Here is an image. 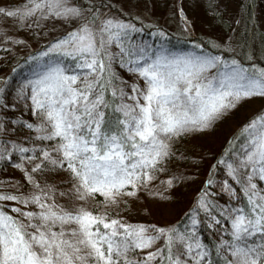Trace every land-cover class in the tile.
I'll use <instances>...</instances> for the list:
<instances>
[{"label": "snow or ice", "instance_id": "1", "mask_svg": "<svg viewBox=\"0 0 264 264\" xmlns=\"http://www.w3.org/2000/svg\"><path fill=\"white\" fill-rule=\"evenodd\" d=\"M192 2L223 30L179 0L175 48L113 0H0V264H264V0ZM250 102L219 152L178 147Z\"/></svg>", "mask_w": 264, "mask_h": 264}, {"label": "trees", "instance_id": "2", "mask_svg": "<svg viewBox=\"0 0 264 264\" xmlns=\"http://www.w3.org/2000/svg\"><path fill=\"white\" fill-rule=\"evenodd\" d=\"M238 1V0H237ZM257 11V10H256ZM162 26V25H161ZM243 21L241 24V29H243ZM169 30V29H168ZM170 31V30H169ZM172 35L169 37L170 44L175 48L186 47L185 41L183 39H178L181 34L174 33L170 31ZM199 35V34H197ZM19 38L28 42L32 47H36L37 41L26 31L21 30L19 32ZM259 44V39H257V45ZM27 48L20 46L17 49V55L22 52H26ZM11 67V65H9ZM243 108V104L236 108L229 116H227L223 121L219 122L216 126V130L212 133H207L205 135H190L187 139L181 140L178 147H182L187 153L199 152L201 149H207L211 153H217L221 149L222 145L225 143L226 139L240 126L245 119L240 118L238 112L239 109ZM209 160H205L204 166L200 167V177L202 178L206 172V165ZM171 167L179 168L181 170L191 169V161L184 163L180 160H175ZM15 175L19 176L16 172L9 166L7 172L0 173V175ZM199 180L188 181L185 184L174 187L171 190L172 201L170 204L164 205L163 208L165 213L168 214L169 219L179 216L182 211L188 205L189 200L194 196L195 191L198 187ZM143 195V193H141ZM151 206V201L148 202ZM135 206V205H134ZM158 219V217H153Z\"/></svg>", "mask_w": 264, "mask_h": 264}, {"label": "rangeland", "instance_id": "3", "mask_svg": "<svg viewBox=\"0 0 264 264\" xmlns=\"http://www.w3.org/2000/svg\"><path fill=\"white\" fill-rule=\"evenodd\" d=\"M114 3L125 7V11H131L133 15L146 17L148 22H155L172 32L182 35L181 26L178 18L174 15V6L179 0H113ZM238 1L231 5L233 11L236 10ZM185 10L189 17L195 21V35L204 33L216 35L221 34L222 27L216 24L210 15L207 14L202 3H193L192 0H184ZM259 13V8L256 9ZM241 106V105H240ZM259 106L257 102L243 104V108L239 109L240 118L245 121L252 115L255 109Z\"/></svg>", "mask_w": 264, "mask_h": 264}]
</instances>
